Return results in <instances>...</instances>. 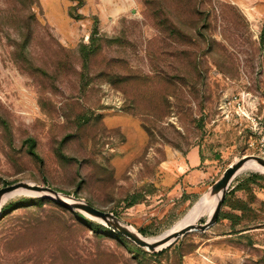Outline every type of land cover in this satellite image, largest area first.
I'll list each match as a JSON object with an SVG mask.
<instances>
[{"label": "rangeland", "instance_id": "rangeland-1", "mask_svg": "<svg viewBox=\"0 0 264 264\" xmlns=\"http://www.w3.org/2000/svg\"><path fill=\"white\" fill-rule=\"evenodd\" d=\"M257 122L264 0H0V188L48 185L154 238L230 164L264 157ZM195 149L206 179L185 198L165 193L164 160ZM253 169L230 189L264 175ZM253 191L236 192L252 209L235 227L250 225L244 235L221 218L145 256L49 201L3 212L43 197L17 192L0 212V264H264V180Z\"/></svg>", "mask_w": 264, "mask_h": 264}, {"label": "water", "instance_id": "water-1", "mask_svg": "<svg viewBox=\"0 0 264 264\" xmlns=\"http://www.w3.org/2000/svg\"><path fill=\"white\" fill-rule=\"evenodd\" d=\"M249 159L256 160L259 165L264 167V157L256 154H248V156H244L236 162L230 164L227 169H225L224 174L209 187L207 191L209 196H220V199L214 211L212 212L213 214L210 219H208L204 223L198 222L187 224L185 227L170 233H166L165 236L157 239L150 240L146 236H142L141 234L137 233L132 228V226L127 224L113 212L103 209L101 210L82 197L79 198L73 194H68L60 190L58 191L48 185H37L26 181H19L15 184H8L0 188V212L4 205H2V202L4 198L3 196L5 194L17 191V189H24L27 191H31L33 193L31 195L50 197L56 200L58 203L60 202L66 205L75 212L83 213L95 217L100 221H104L106 225L114 232L120 235L127 236L139 247L144 249L146 248L151 252H157L166 249L167 246L175 243L181 237L186 236L187 232L195 230L199 232H206L209 227L217 222L220 211L223 207V203L228 194V191L230 190V186L234 181L233 179L238 169L242 167Z\"/></svg>", "mask_w": 264, "mask_h": 264}, {"label": "trees", "instance_id": "trees-1", "mask_svg": "<svg viewBox=\"0 0 264 264\" xmlns=\"http://www.w3.org/2000/svg\"><path fill=\"white\" fill-rule=\"evenodd\" d=\"M34 146H35V144L33 143L31 145L32 149L34 148ZM262 180H264V175L261 174V173H252V174L248 175L247 178L238 180V182L235 184V186L228 191V194H227V196L225 198V201L223 203V207L229 205L233 209L240 210L241 212H243V214H237V213L229 212V211L228 212H224L223 210H221L217 222L221 218H226V219L229 218L231 220L232 227H234V228H232V230L236 234H240V235H244L243 233L245 231H248L250 228H252L250 225H244V226H242L241 228H238V229L235 228L236 225L240 224L241 221L247 216V212L246 211H249V209L252 210L251 207H250V202H246L245 200L237 198L236 192L239 191V190H242V191L247 192L248 195L254 194L253 185H259ZM44 201H49V202L55 203L58 207L59 206L63 207L66 210L70 209L69 207H67L66 205H64V204H62L60 202L56 203L54 201V199H52L50 197H38V198H22V199L18 200L17 203H9L8 205H5L3 207V212H7L8 213V210L13 209V208H17V207H19L21 205L34 204V203H38V202L41 203V202H44ZM137 202H138L137 199L135 198V196H133V199H132L131 203L129 204V206H132V205H134ZM74 214L78 217V219L82 220L86 224H88V225L92 224V225H90V227L93 228L95 231L101 233V234H111V235L115 236L119 240L132 242L127 236L115 233L111 228L105 226L104 224H96V223H94L90 218L85 216V214H83V213L75 212ZM114 214L117 215L115 212H114ZM140 233L143 234V235L146 234L147 233V228L140 229ZM130 244H132L131 248L139 256L140 255L145 256L147 254L148 255H162L168 249V247H166V249H163L161 251L150 253L146 249H143V248L139 247L138 245H136L134 243H130Z\"/></svg>", "mask_w": 264, "mask_h": 264}, {"label": "crops", "instance_id": "crops-1", "mask_svg": "<svg viewBox=\"0 0 264 264\" xmlns=\"http://www.w3.org/2000/svg\"><path fill=\"white\" fill-rule=\"evenodd\" d=\"M204 165L201 150L198 149L185 157L178 155L170 157L161 165L158 177L159 186H163L165 193L170 196L184 197L185 194L188 195L189 188L206 179Z\"/></svg>", "mask_w": 264, "mask_h": 264}, {"label": "bare ground", "instance_id": "bare-ground-1", "mask_svg": "<svg viewBox=\"0 0 264 264\" xmlns=\"http://www.w3.org/2000/svg\"><path fill=\"white\" fill-rule=\"evenodd\" d=\"M249 168H254L253 171H260L262 173H264V167H262L261 165H259L257 163L256 160L254 159H249L242 167H240L234 177L233 180L236 179L237 175L240 174L241 172L248 170ZM252 170V169H251ZM29 193V194H33L31 191H27L24 189H17V191L14 192H10L5 194L3 197V202L2 205L8 201L12 195H14L15 193ZM220 199V196H209L208 193H206V195H204L191 209L190 211L186 214V216L184 218H182L179 222H177L176 224H174L172 227H170L168 230H166L164 233L160 234L157 237L154 238H150L147 237L148 239L152 240V239H157L160 237L165 236L166 233H170L176 230H179L183 227H185L187 224L190 223H198L201 217H208V219H210V217L212 216V212L214 211L218 201ZM207 219V220H208ZM133 228V227H132ZM137 233H139V231H137L135 228H133ZM140 234V233H139Z\"/></svg>", "mask_w": 264, "mask_h": 264}, {"label": "built area", "instance_id": "built-area-1", "mask_svg": "<svg viewBox=\"0 0 264 264\" xmlns=\"http://www.w3.org/2000/svg\"><path fill=\"white\" fill-rule=\"evenodd\" d=\"M255 128L259 135H262L261 141L264 143V122H257Z\"/></svg>", "mask_w": 264, "mask_h": 264}]
</instances>
